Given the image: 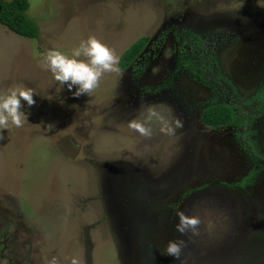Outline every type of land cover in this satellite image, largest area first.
Returning <instances> with one entry per match:
<instances>
[{
	"label": "rangeland",
	"instance_id": "374dc122",
	"mask_svg": "<svg viewBox=\"0 0 264 264\" xmlns=\"http://www.w3.org/2000/svg\"><path fill=\"white\" fill-rule=\"evenodd\" d=\"M28 1L38 39L0 25V95L37 93L0 141V264H264V0ZM91 36L120 60L148 42L75 98L42 58ZM223 103L254 118L247 135L202 124ZM149 106L184 127L141 137L128 122ZM178 211L198 235L176 230Z\"/></svg>",
	"mask_w": 264,
	"mask_h": 264
},
{
	"label": "clouds",
	"instance_id": "9594fccd",
	"mask_svg": "<svg viewBox=\"0 0 264 264\" xmlns=\"http://www.w3.org/2000/svg\"><path fill=\"white\" fill-rule=\"evenodd\" d=\"M81 56L85 59H79ZM119 62L120 57L115 50L94 36L81 41L80 45L73 50L71 58L54 49L48 50L42 58V66L51 72L56 82L62 86L67 85L70 92L75 87L76 90L72 93L75 98L92 95L106 73L119 74ZM36 94L32 88L18 86L0 95V141L5 138L2 135L3 130L8 129L10 124L16 128L24 126L27 122V115L22 109L25 103L29 107L35 105L36 101L33 97ZM153 121L159 123L160 132L165 135H175L176 129L184 127L182 118L176 117L174 120H169L163 113L151 106L147 108L146 119L143 122L133 119L128 122V127L141 137L150 139L153 135L151 127ZM177 216L179 223L176 225V230L179 233L199 234L197 229L201 221L198 217L185 215L183 211H178ZM184 246L183 240L169 241L164 254L179 259ZM49 264H59V261L53 257ZM70 264H79V261L73 258Z\"/></svg>",
	"mask_w": 264,
	"mask_h": 264
},
{
	"label": "trees",
	"instance_id": "16d2710c",
	"mask_svg": "<svg viewBox=\"0 0 264 264\" xmlns=\"http://www.w3.org/2000/svg\"><path fill=\"white\" fill-rule=\"evenodd\" d=\"M30 8L28 0H0V25L10 30L15 35L29 40L39 37L37 26L28 18L27 12ZM148 38H143L135 43L130 50L122 55L120 70L125 69L143 51ZM187 65V64H186ZM257 101L264 106V88L257 95ZM237 114L234 107L228 104H211L204 108L201 113V122L211 129L230 128L245 130L246 135L253 118ZM245 181L240 184L244 187Z\"/></svg>",
	"mask_w": 264,
	"mask_h": 264
},
{
	"label": "flooded vegetation",
	"instance_id": "af4514ba",
	"mask_svg": "<svg viewBox=\"0 0 264 264\" xmlns=\"http://www.w3.org/2000/svg\"><path fill=\"white\" fill-rule=\"evenodd\" d=\"M260 92V91H259ZM258 92V93H259ZM258 93H257V95H258ZM257 95L254 97V100L256 101V103H258L259 105H260V107L262 106V104L261 103H259L258 101H257ZM263 108H264V106H262ZM234 111H235V109H234ZM236 113V112H235ZM237 114H239V113H237ZM248 118H250V116H248ZM247 118V119H248ZM253 122H254V118H253ZM251 126H253V123L249 126V128H251Z\"/></svg>",
	"mask_w": 264,
	"mask_h": 264
}]
</instances>
